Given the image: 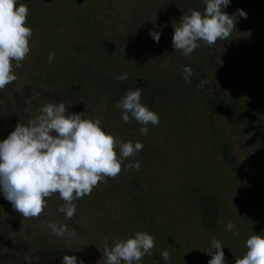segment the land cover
Instances as JSON below:
<instances>
[{
    "label": "trees",
    "instance_id": "1",
    "mask_svg": "<svg viewBox=\"0 0 264 264\" xmlns=\"http://www.w3.org/2000/svg\"><path fill=\"white\" fill-rule=\"evenodd\" d=\"M55 1L59 11H67L69 14L68 22H63L65 25L57 19L55 22L61 24L55 27L63 25L64 28L68 27V30L61 34V39L54 40L50 37L49 41L43 44L48 45L54 40L53 44L47 46L58 51L52 62L48 63L46 59L42 69L33 70L26 75L25 81L31 86L30 97L24 108L28 114L33 117L39 115L43 106L53 103L51 94L55 93L67 96L74 94L82 100L79 104L81 113H90L97 109L94 107L96 101L100 107L99 104L115 106L127 91L137 88L142 89L141 103L154 112L160 108L161 103L169 101L168 103L175 104L170 108L172 112L178 109L179 113H183L186 103L198 100L206 118L205 126L210 132V137L215 140V146L234 180L244 184L242 168L232 154L228 142L221 135L219 112L226 117L224 126L228 125L227 122L233 123L232 132L240 135L242 142L250 146L261 159L260 166L263 165L261 170L264 173V100L261 96L264 89V68H259L252 60L255 47L264 45V22L255 14H250L245 0H230V4L222 8V11L229 15L236 13L237 9H243L248 14L247 19L237 17L236 29L227 40H218L213 46L198 42L200 46L188 56L175 51L172 46L173 21L178 23L189 10H199L203 13V0L201 3V0H172L170 3L173 7L169 15L159 10V15H153L151 20L141 25L140 30L144 28V32L138 36H133L132 32L124 33V36L122 26L128 20H124L129 17L128 10L108 12L111 3H108V0ZM129 1L134 4L137 17L139 0H121V3L129 4ZM170 15L172 20H169ZM50 16L45 15L44 21L48 23L49 19L52 20ZM72 21L75 23L72 24ZM31 26L33 31H39L37 22ZM153 29L161 34L158 43L149 34ZM218 53L223 57L220 65L215 62ZM186 65L191 66L196 73L191 77L190 83L183 79L182 69ZM125 73V80L116 79ZM217 78L230 90V99L223 93L224 96L216 95L214 89ZM201 81L204 82L202 86ZM244 93L255 100L250 101L240 96ZM0 104V118L4 123L0 121L1 133L17 120L18 107L13 102L5 104L1 96ZM130 122L133 125L129 127H132L133 131L134 122L137 121L130 118L127 124ZM156 136L155 132H148L146 136L140 133L138 136H128L126 140L130 138L134 144L141 142L143 149L139 153L145 150L154 152L156 143L153 142V137ZM128 185L132 190L128 193L132 198L130 203L134 206L138 220L146 226H160V212L164 211L170 215L165 201H159L160 194H154L146 187L144 181L136 176H131ZM155 197L159 199L158 203H153ZM200 201L198 198L193 202L195 207L198 206L199 224L204 230L212 231L223 219L222 213H214L207 203L200 207ZM216 206L214 205L215 208ZM0 209L3 211L0 213V264H29L25 259L26 254L33 258L32 264H53L54 262L49 263L52 258L62 259L64 255L76 256L78 264L80 261L84 264H104L102 253L99 252V257L95 259L86 255L82 249L76 252L65 241L47 240L42 235H36L28 242L18 227L22 215L13 209L10 202H2ZM86 219L89 220L85 217L78 222L83 223ZM73 223L76 224V221ZM167 224L170 233L165 236L167 241L162 250L169 252L168 261L165 262L157 254L152 256L156 249H161L159 247L152 249L150 255L145 254L136 264H190L187 257L189 253L194 257L192 249L189 247L191 252L187 253L181 247L171 245L177 238L169 226L170 223ZM118 231L120 232L119 229ZM112 238L113 236L107 240L108 247L114 246L115 241H111ZM245 254L236 256L232 264H235L236 258H242Z\"/></svg>",
    "mask_w": 264,
    "mask_h": 264
},
{
    "label": "rangeland",
    "instance_id": "2",
    "mask_svg": "<svg viewBox=\"0 0 264 264\" xmlns=\"http://www.w3.org/2000/svg\"><path fill=\"white\" fill-rule=\"evenodd\" d=\"M170 2L172 0H139L136 17V8L131 1L125 4L121 3V0H108L110 3L108 12L123 10L127 12L128 10L129 17L124 18L128 20L123 24L122 32L124 31L123 34L132 32L133 36H138L144 32V28L140 30L141 25L151 20L153 15H159V10L169 15L173 7ZM245 2L250 14H255L264 22V0H245ZM20 4L27 5L29 9L26 26L32 29L31 25L37 22L39 31L35 32L32 29L33 35L29 41L30 52L23 60L22 67L15 68V62H13V70L17 75L14 85L11 83L12 85L0 90V96L4 98L5 104L13 102L18 107L17 120L0 133V141L6 139L19 122L26 124L34 118L24 109L31 91V86L25 81L26 75L33 70L42 69L44 61L48 59L46 56L53 54L55 57L58 54L56 49L51 50L47 46L53 44L55 38L61 39V34H65L68 30V27L64 28L63 25L66 21L68 22L69 14L66 13L67 11H59L55 0H17V7ZM50 11L53 12L50 14ZM45 15H51L52 20L45 22ZM170 16L169 20H172V15ZM57 19L61 20L63 25L55 27L61 24L55 22ZM73 23L75 21H72ZM129 23L132 24L127 27ZM50 37L54 40H51L48 45H43L49 41ZM221 58L223 57L218 53L215 57L216 65L221 64ZM252 60L259 68H264V45L255 47ZM216 83L214 89L216 95H222V93L228 95L230 90L219 78L216 79ZM240 96L250 101L255 100L246 93ZM261 96L264 100V89ZM227 97L231 98L229 95ZM51 100L54 104L63 102L68 105L70 114L82 111L79 108L82 100L74 94L70 96L63 93L51 94ZM168 102L161 103L160 108L155 111L159 116V125H147L148 132L157 134L153 137V142L156 143L154 152L145 150L124 159L121 172L117 177L105 178L93 188L90 195L73 201L77 210L71 219H65L64 214L58 211V208L64 204L58 193L46 198L44 210L38 218L21 217V224L18 227L25 239L29 242L36 235H42L47 240L65 241L76 252L82 249L86 255L97 259L109 237L113 236L111 241H116L134 237L136 232H146L154 237L152 249L161 247L156 249L152 256L155 254L160 256V251H163L162 246L167 241L165 236L170 233L167 224L170 223L169 226L177 238L171 245H177L187 253L190 247L195 257L189 253L187 262L190 264L193 262L208 264L212 257L207 251L211 249L214 239L221 241L224 247L225 264H232L236 256L246 253V240L253 234H264V173L261 170L263 165L260 166L261 159L250 146L242 142L240 135L232 132L233 123L227 122L228 125L224 126L226 117L224 118L223 113L219 112L221 135L228 142L232 154L242 168L244 184L236 182L220 156L215 140L210 137V132L205 126L206 118L202 114L200 102L194 100L190 104L186 103L183 106L185 109L183 113H179L178 109L172 112L170 108L175 104ZM95 103L94 107L97 109H93L90 113H83V118L99 119L102 130L111 133L118 141L129 142L130 138L126 140L128 136L140 135V129L144 125L134 122L132 131V127L129 126L133 124L131 122L127 124L122 119V109L105 104H99L100 107L97 106L98 101ZM0 108H2L1 104ZM0 121L4 124L1 118ZM116 151L119 157L118 147ZM136 161L140 162L138 170L126 167ZM131 176L139 177L154 194H160V200L155 197L153 203L165 201L169 207L170 215L165 214L164 211L160 212L162 220L160 226H146L138 220L133 210L134 206L130 203L132 198L128 195L132 192L128 185ZM198 198L201 200L200 207L207 203L214 213H222L223 219L215 229H211L212 231L204 230L199 224L198 206L195 207L193 203ZM2 202L8 203L0 191V205ZM214 205H217L216 208ZM2 212L0 209V213ZM85 217L90 221L86 219L82 221L83 223L78 222ZM74 221L76 224L73 223ZM229 222L235 225L232 231L226 228ZM49 223L57 226L67 225L68 231L75 234L71 238H68L67 233L63 238L53 235L52 229L48 227ZM52 262L63 264L60 258H52L49 263Z\"/></svg>",
    "mask_w": 264,
    "mask_h": 264
},
{
    "label": "clouds",
    "instance_id": "3",
    "mask_svg": "<svg viewBox=\"0 0 264 264\" xmlns=\"http://www.w3.org/2000/svg\"><path fill=\"white\" fill-rule=\"evenodd\" d=\"M203 13L189 10L179 22L173 21L174 35L172 46L184 56L190 55L198 42L213 46L218 40H227L236 29L237 17L247 19L243 9L229 15L222 11L230 0H203ZM29 9L17 0H0V90L17 80L15 68L22 67V62L30 52L29 41L32 29L26 26ZM150 36L158 43L161 34L150 30ZM54 55L50 54L48 63ZM183 79L191 82L194 69L186 65L182 69ZM127 74L116 79L125 80ZM201 81V85H203ZM142 89L127 91L115 107L122 109L125 123L134 118L144 125L141 135L148 134L147 125H159V116L141 103ZM68 105L49 103L40 109V114L26 124L18 123L6 139L0 141V191L11 203L13 209L23 218H38L44 210L46 198L59 194L64 204L58 208L65 219H71L76 213L74 200L92 193L94 187L105 178L117 177L122 168V161L134 156L143 149L139 141H118L111 133L102 130L99 119L83 118V113L67 114ZM54 133V134H53ZM119 148V157L116 148ZM127 168L139 169L140 162L126 165ZM53 235L71 238L67 225L57 226L49 223ZM235 225L229 222L227 230ZM154 247V237L146 232H136L134 237L117 239L114 246L102 251L104 264H136L145 254L150 255ZM246 254L236 258L235 264H264V234H253L246 240ZM215 250V251H214ZM208 264H225V252L221 241L214 239ZM160 257L167 262L169 252L164 250ZM32 264V257L25 255ZM37 260L39 258H36ZM63 264H78L74 255H64ZM79 264H84L80 261Z\"/></svg>",
    "mask_w": 264,
    "mask_h": 264
}]
</instances>
